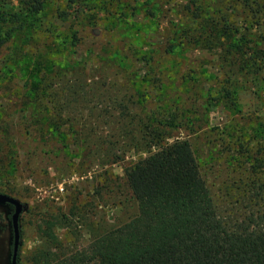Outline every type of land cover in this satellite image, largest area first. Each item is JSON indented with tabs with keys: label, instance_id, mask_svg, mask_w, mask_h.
<instances>
[{
	"label": "rangeland",
	"instance_id": "obj_1",
	"mask_svg": "<svg viewBox=\"0 0 264 264\" xmlns=\"http://www.w3.org/2000/svg\"><path fill=\"white\" fill-rule=\"evenodd\" d=\"M192 1L201 4L205 13L219 9L231 13V20L264 50V24L255 27L243 9L230 0H47L39 12L25 14L20 21L23 28L12 31L11 39L0 49V146L7 128L20 135L30 99L36 93L41 97L45 85L59 86L64 81L71 85L76 80L74 85L81 87L94 76L99 84L103 82L98 81L100 71L106 75L114 73V67L104 64L102 58H111L115 51L127 53L130 46L131 54L140 48L146 57H156L167 48L163 64L157 67L163 71L168 89L164 103L168 104L181 89L185 91L184 86H179L183 77L191 87L190 94L197 93L201 98L194 104L199 111L194 114L191 110H177V119L167 120L164 131L170 136L168 140L190 142L214 200L218 206L222 204L225 183L236 174L232 117L238 113L245 118L250 116L248 129L259 127L258 139L264 140V74L262 80L242 79L239 86L232 87L237 91L234 100L213 96L219 86L213 78H223L219 51L175 45L185 24L193 23L185 9ZM6 7L18 10V1L13 0ZM62 12L65 17L60 15ZM6 29L1 28L2 35ZM74 32L78 36L76 44L72 39ZM147 69H140L139 76L143 77ZM115 80L121 82L118 76ZM150 93L154 95L152 90ZM41 102L47 105L50 116L56 117L52 105L43 98ZM154 105L148 102L146 111L155 109ZM185 106L190 107V102ZM76 111V117L85 115L84 110ZM136 112L145 115L139 108L133 109L132 113ZM97 125L90 134H86L87 129L77 132L75 128L74 133L69 125L62 126V134L55 133L54 148L48 147V154H43L41 140L37 139L40 149L26 144L25 151H17L16 157L8 153V158H0V163H4L0 166V192L23 204L19 216L22 255L36 245V224L42 217L66 214L68 223L56 229L57 235L71 247L85 248L92 233L98 235L104 229L120 226L137 214L124 169L145 153L127 145L121 148L120 140L129 145L131 139H121L117 129ZM116 148L119 151L114 156ZM12 212L10 205L0 204V240L6 244L5 253L0 251V264H10L7 246L13 235L7 216Z\"/></svg>",
	"mask_w": 264,
	"mask_h": 264
},
{
	"label": "trees",
	"instance_id": "obj_2",
	"mask_svg": "<svg viewBox=\"0 0 264 264\" xmlns=\"http://www.w3.org/2000/svg\"><path fill=\"white\" fill-rule=\"evenodd\" d=\"M12 1L0 0V49L11 39L12 31L23 28L24 23L20 21L25 14L39 12L47 0H17L18 10L6 7ZM230 1L243 9L255 27L264 24V0ZM192 2L194 5H187L185 9L193 23L185 24L176 38L178 43L174 44L219 51L223 78H213L219 85L213 90V96L233 99L237 91L232 87L239 86L242 79L262 80L264 50L231 20V13L224 9L205 13L201 4ZM203 13L207 15L202 17ZM60 15L66 16L64 12ZM1 28H7L3 35ZM72 39L74 44L78 42L77 32L72 34ZM162 51L156 57H146L140 48L131 54L130 46L127 53L115 51L111 58H102L104 64L114 67V73L110 76L100 71L98 81L103 82L99 84L94 76L81 87L74 85L76 80L71 85L67 81L60 82L59 86L45 85L41 97L36 93L30 99V114L22 117L25 123L20 135H15L12 128L4 131L1 160L8 158V153L16 157L17 151H25L26 144L39 148L37 139L41 140L43 154L50 153L48 147L54 148L55 133L60 136L66 124L74 133L76 129L77 132L87 129L86 134H90L97 130L98 123L108 130L117 129L121 139H131L129 145L120 140L121 148L127 145L145 153L124 169L125 183L137 204V214L132 219L104 229L98 235L92 233L88 245L79 248L65 244L56 233L57 228H64L68 223L66 214L42 217L36 224L37 243L25 255L19 241L17 264H264V140L258 139L259 127L248 129L250 116L245 118L238 113L232 117L236 174L226 181L225 200L218 206L190 142L168 140L170 136L164 131L167 120L177 119V110H191L194 114L199 111L194 104L201 96L190 94L191 87L183 77L179 86H184L185 91L181 89L168 104L164 103L168 89L163 71L157 67L163 64V55L169 51L167 48ZM142 68L148 69L140 77L138 72ZM147 75L149 79L145 80ZM137 82L148 86L140 87ZM210 91L211 87L207 89L211 97ZM42 98L52 105L56 117L50 116ZM188 101L190 107L185 106ZM148 102H154L155 109L146 111ZM135 108L144 117L132 113ZM76 110H84L85 115L76 117ZM99 111L105 113L100 115ZM116 111L118 114H114ZM63 116L67 118L62 119ZM118 151V148L113 150L114 156ZM7 218L11 223V214ZM12 243L13 238L7 246L9 258ZM4 249L6 244L0 240V251Z\"/></svg>",
	"mask_w": 264,
	"mask_h": 264
},
{
	"label": "water",
	"instance_id": "obj_3",
	"mask_svg": "<svg viewBox=\"0 0 264 264\" xmlns=\"http://www.w3.org/2000/svg\"><path fill=\"white\" fill-rule=\"evenodd\" d=\"M0 204H8L13 207L11 214V227L13 234L12 253L10 264H17V255L19 249V216L23 210V204L16 198L0 192Z\"/></svg>",
	"mask_w": 264,
	"mask_h": 264
}]
</instances>
